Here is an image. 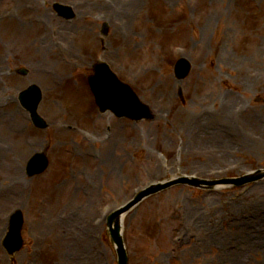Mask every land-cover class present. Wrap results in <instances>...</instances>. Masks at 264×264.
Instances as JSON below:
<instances>
[{"label": "rangeland", "instance_id": "obj_1", "mask_svg": "<svg viewBox=\"0 0 264 264\" xmlns=\"http://www.w3.org/2000/svg\"><path fill=\"white\" fill-rule=\"evenodd\" d=\"M19 4L18 0H0V15ZM21 7L18 17L0 20L2 56V43L14 39L32 44L28 54L0 61V119L20 115L13 132L10 127L6 130L5 123L0 128V149L11 146L12 152L0 155V264H23L27 259L28 264H117L115 250L105 237L106 224L96 229L102 232L103 242L94 240L92 230L83 253L78 239L71 236L78 232L75 224L80 219L72 221L74 230L62 235L61 227L52 224L53 220L57 223V212L82 205L88 220L98 205L126 200L135 187L152 181L193 173L233 177L264 168V0H141L132 11L147 15H136L131 26L126 24L134 33L127 41L110 23L111 32L105 37L101 24L77 16L67 25L75 26L78 34L63 33L62 37L83 52H62L63 56L54 49L57 37L52 27L44 37L48 25L44 21L31 29L26 26L23 37L13 35L12 28L25 29L20 21L31 16L30 10ZM79 28L90 31L89 37L81 38ZM72 34L80 37H69ZM176 45L190 51L192 69L183 79L175 75V60L169 52ZM85 55L93 62L84 63ZM99 56L112 62L143 101L159 108L154 119L134 121L98 110L87 75ZM19 61L31 69L28 75L8 71L12 63L21 65ZM36 81L45 94L40 112L50 123L46 129L35 127L28 111L15 100L21 89ZM239 106L244 107L241 112L236 110ZM110 148L114 177L108 176L103 163ZM39 150H47L50 166L29 178L26 162ZM17 177L20 184L11 185L10 179ZM261 202L264 178L208 191L182 184L169 187L125 217L130 264H238L221 255V250L237 247L243 212L254 214V205ZM15 208L25 215V246L13 260L2 239L7 215ZM48 225L60 235L51 240L62 242H33L31 234L47 239ZM175 234L183 235L181 248L171 241ZM62 243L64 249L59 247ZM94 249L105 251L99 262ZM244 252L248 261L240 264H262L257 254Z\"/></svg>", "mask_w": 264, "mask_h": 264}, {"label": "bare ground", "instance_id": "obj_2", "mask_svg": "<svg viewBox=\"0 0 264 264\" xmlns=\"http://www.w3.org/2000/svg\"><path fill=\"white\" fill-rule=\"evenodd\" d=\"M138 1L141 0H137V2H133L134 6H136L138 4ZM45 19L47 21H52L50 15L46 14ZM210 24V23H209ZM220 115V112L218 113ZM217 114V115H218ZM16 114H14V117H11L10 119L6 120L4 117H1L0 119V128L3 126L5 123L6 126V130L10 127L11 131L13 132V127H16V123L18 121V119L20 118V115L16 116ZM15 119V124H12V121ZM252 120V119H251ZM2 124V125H1ZM206 123H201V125L205 126ZM115 135V134H114ZM118 135V134H117ZM212 139H216V136H209ZM113 144H115L116 142H112ZM219 145V144H218ZM11 146L5 149H0V155L3 156H7L8 153H12L10 150ZM215 148H222L221 145L219 147H215ZM110 152H112V148L107 150V159L103 160V163L105 165V167H108V172H109V177H114V171L116 170L115 168H112L113 163L115 162L111 159V156H109ZM152 154V153H151ZM150 154V155H151ZM0 163H2V160L0 159ZM14 184H20V181H16L15 183H12L11 185ZM10 187V186H8ZM10 196V194H9ZM203 198L206 200L207 196L204 195ZM254 207H256V209H254V214H246L243 212V217L241 220V230L240 228H238V233L236 234V244L237 247L235 249L229 250L227 249L225 246H223L222 248V254L221 255H225V257L227 256L228 258H232L236 263L240 264L242 261L243 262H247L248 259L244 258V251L245 250H250L252 252H254L255 254H257L260 259L262 264H264V253L261 251L262 249L264 250V203H257L254 205ZM107 219V218H106ZM105 223V221L103 222V224ZM102 224V226H103ZM64 225H68V222L64 223ZM243 226V227H242ZM64 232V231H63ZM91 232V229H87L83 235L80 236V240L78 241L79 243L77 244L78 247L80 245L81 247V251L84 253L87 251V244L86 241L89 238V233ZM54 232L52 231H48V237H52V234ZM214 241H218V242H222L223 239H214ZM213 241V242H214ZM87 257V255H86ZM100 259V258H99ZM96 262H99L96 260Z\"/></svg>", "mask_w": 264, "mask_h": 264}, {"label": "water", "instance_id": "obj_3", "mask_svg": "<svg viewBox=\"0 0 264 264\" xmlns=\"http://www.w3.org/2000/svg\"><path fill=\"white\" fill-rule=\"evenodd\" d=\"M97 79H98V77L96 76V80ZM96 80H95V83H98ZM33 108L34 107H32V109ZM103 108H105V107L103 106ZM145 115H147V113L143 112L140 115H138L136 118H141L142 116H145ZM171 184L172 183H168L166 185H159L156 188L146 189L134 201L130 202L125 208L115 212L114 214H112L108 218V227H109L110 235L112 236L115 244L118 246V251H119V256H120V259H119L120 264H126V262H127V256H126L124 241H123V237H122V216H123V213L126 212V210L130 209L132 206L136 205L138 202H140L144 197H146L152 193H155L156 191H158L162 188H165L166 186L171 185ZM10 235L16 236V235H18V232L13 231ZM11 242H12V240H8V247L9 248H12Z\"/></svg>", "mask_w": 264, "mask_h": 264}]
</instances>
